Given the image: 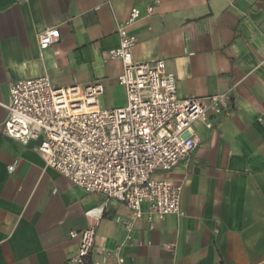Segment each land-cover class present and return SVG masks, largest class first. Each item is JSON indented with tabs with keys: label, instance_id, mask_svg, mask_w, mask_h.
Returning <instances> with one entry per match:
<instances>
[{
	"label": "crops",
	"instance_id": "1",
	"mask_svg": "<svg viewBox=\"0 0 264 264\" xmlns=\"http://www.w3.org/2000/svg\"><path fill=\"white\" fill-rule=\"evenodd\" d=\"M149 0H0V129L10 84L47 76L61 88L100 83L115 91L117 25ZM57 28L60 42L40 50L38 35ZM133 32L138 63L163 59L179 98L233 89L230 117L196 122L188 161L157 173L183 188L184 217L124 223L132 212L86 193L48 167L39 143L0 133V264H70L78 242L69 233L96 227L92 264H264V0H161ZM15 164V170L8 168ZM144 211L148 205H143ZM89 213V214H88ZM122 247L123 263L107 257ZM170 246L171 250L166 247Z\"/></svg>",
	"mask_w": 264,
	"mask_h": 264
},
{
	"label": "built area",
	"instance_id": "2",
	"mask_svg": "<svg viewBox=\"0 0 264 264\" xmlns=\"http://www.w3.org/2000/svg\"><path fill=\"white\" fill-rule=\"evenodd\" d=\"M160 3L149 0L144 11L131 9L117 25L119 47L107 53L106 60L121 63L117 83L125 92V106L100 108L104 94L100 83L61 88L47 76L11 83L9 103L3 106L7 117L2 135L24 146L37 141L48 167L86 193L102 194L132 212V221L124 223L128 240L137 220L146 218L152 227L156 219L185 216L183 188L155 175L188 161L198 145L196 122L211 129L209 114L231 115L232 88L207 98L181 99L176 76L166 70L163 59L134 61L138 38L133 29L140 20L151 18ZM60 39L57 28H47L38 35L39 48L47 50ZM14 170L15 164L8 168L9 173ZM69 237L78 242L70 264H92L96 227L71 231ZM107 257L123 263L122 247Z\"/></svg>",
	"mask_w": 264,
	"mask_h": 264
},
{
	"label": "rangeland",
	"instance_id": "3",
	"mask_svg": "<svg viewBox=\"0 0 264 264\" xmlns=\"http://www.w3.org/2000/svg\"><path fill=\"white\" fill-rule=\"evenodd\" d=\"M120 100V94L112 91V92H106L105 95L101 99L102 106L105 108H112L115 107L116 104Z\"/></svg>",
	"mask_w": 264,
	"mask_h": 264
}]
</instances>
